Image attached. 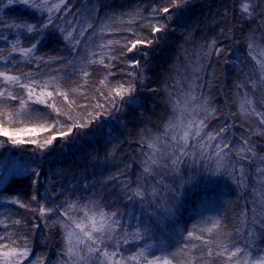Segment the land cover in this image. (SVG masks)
I'll list each match as a JSON object with an SVG mask.
<instances>
[{"label": "trees", "instance_id": "1", "mask_svg": "<svg viewBox=\"0 0 264 264\" xmlns=\"http://www.w3.org/2000/svg\"><path fill=\"white\" fill-rule=\"evenodd\" d=\"M59 2L50 0V3ZM179 3V7H173V0H67L61 13L54 17V23L67 30L76 27L79 31L86 19L93 28L85 32L75 49L60 33L49 29L40 37L34 55L29 57L11 52V47L18 40L21 47H29L36 37L12 25L40 22L44 17L23 5H11L0 11V72L19 77L16 83L0 77V92L4 93L0 96V122L12 129L46 123L47 131L20 133L25 139L43 143L52 134L65 131L62 125L81 123L101 113L89 128L75 129L63 139L58 136L44 149L33 144L12 145L7 137L0 136L3 143L0 147V237L3 238L0 244L22 250L26 243L30 251L22 264L29 261L62 264L66 259V233L60 221L67 217L56 212L41 215V206H59L63 211L70 202L84 204L89 199L99 200L106 211L118 212L127 233L139 230L144 235L143 239L129 235L128 243H121L119 250L125 257L145 249L150 258L167 256L174 264H232L227 253L224 256L216 253L222 250L221 245L234 250L230 241L241 215L250 217L253 201L264 194L261 179L264 172L259 171L264 168L261 160L264 135L258 134L264 132V124L259 116L242 115L239 107L242 97L248 93L257 111L264 112V105L260 103L264 99V84L259 82L256 62L247 47L250 37L264 47V0L251 3V17L241 11L242 0H179ZM165 7L170 9L169 13L160 11ZM109 18L113 31L101 37L98 26ZM132 18L136 20L134 24L126 23ZM151 25L166 27L162 32H153ZM128 27L132 31H126ZM108 39L121 43L125 39L145 41L136 49L140 70L130 64L136 60L135 50L128 53L120 45H113V54L125 52L112 61L114 67L85 63L83 66L89 73L86 81L79 73L73 74L68 62L75 60L80 66L91 53H95L92 59H100L99 45ZM213 41L215 46L205 55ZM104 59L107 64V56ZM109 72L112 74L108 75ZM132 72H136L135 77L128 75ZM133 79L136 90L123 101L117 98L119 111L112 109L109 115L104 108L96 107L97 102L110 107L105 99L109 89ZM252 80L257 81L255 88ZM193 83L199 87H192ZM23 84L34 89L31 99L21 87ZM45 84L47 87L42 88ZM57 85L60 92L68 94V100L56 92ZM41 91L53 93L52 97L45 95L46 104L36 100ZM188 92L200 97V101H191L189 109L205 97L216 109L215 118L209 116L204 131L215 134L224 127L226 131L211 141L206 135L202 140L190 138L185 149L189 155L180 152L173 155L174 149L168 147L173 142L170 136H164L165 143L158 147H167V154L160 159L159 167L153 166L151 175L144 173L145 160L153 151L147 147L148 142L163 134L167 122L176 114L174 100L186 99ZM10 96L17 99L12 100ZM21 100L27 101L24 113L30 116L17 115ZM52 104L59 112L49 107ZM9 112L13 114L10 125L7 124ZM64 112L73 121H68ZM245 140L249 141L248 145L244 144ZM217 143L230 146L220 158L215 156ZM204 144L210 146L204 147ZM247 147H253L256 156L247 152ZM242 148L245 151L241 153ZM177 155L181 162L173 164ZM245 155L249 159H243ZM217 159H222L224 165L220 174H215ZM125 184L133 189L142 185L145 198L129 200ZM16 200L20 203L13 202ZM169 205L172 212L165 213L164 208ZM69 215L79 217L82 213L73 210ZM217 218L222 221L221 227L208 233L207 229ZM145 227L150 231L144 233ZM189 232L193 233L192 237L188 236ZM209 249L213 252L211 257L207 255ZM252 254L264 255V239L257 240Z\"/></svg>", "mask_w": 264, "mask_h": 264}, {"label": "snow or ice", "instance_id": "2", "mask_svg": "<svg viewBox=\"0 0 264 264\" xmlns=\"http://www.w3.org/2000/svg\"><path fill=\"white\" fill-rule=\"evenodd\" d=\"M254 0H242L241 3V11L243 13H247L249 17L252 16L253 12L251 9V3ZM67 3V0H60L57 3H50V0H0V11H3L4 8L11 5H23L24 7L36 12L39 16L44 17V19L40 22H17L12 25L17 29L22 30L27 34H31L36 37L35 42L31 44L29 47H21L20 41L18 40L11 47V52H19L24 57H29L34 55L35 50L37 49V45L40 43V37L44 36L47 30L52 29L61 34V38L67 40L72 45L73 49L76 46H79L81 43V38L84 37L85 32L93 28V25L88 22L86 19L83 24H81L79 31H77L76 27H72L71 30H67L61 25L54 23V17H57V14L61 13V8L63 5ZM179 0H173V7H179ZM67 11V9H65ZM163 13H169L170 9L165 7L161 9ZM139 16V13H137ZM170 18V17H169ZM143 20V17H140ZM111 18L106 20L104 23H101L99 28V34L101 37L106 32H111L113 29L110 24ZM136 22L135 18L130 19L126 23L134 24ZM166 27V25H151V29L153 32H162V30ZM126 31H132L131 27L125 29ZM95 31V29H94ZM76 33V35H74ZM153 41H147L148 44H151ZM145 41L136 39V40H127L125 39L123 43L120 40L108 39L105 43L100 44L99 47L102 49V53L100 59H92L91 57L95 56V53H91L90 57L87 61H81V65L77 66L76 61H69L68 63L73 67V74L79 73L85 81L89 75L87 68L83 65L86 63L87 65L92 64H103L105 68L114 67L112 64L113 60L118 59L119 56H123L125 52L123 50L119 51L118 55L113 54V45H120L121 49H126L128 53L133 52L138 48V46L144 44ZM215 46V41H213L208 46V52L205 55H208L211 52V49ZM249 49V55L255 60V73L259 76V82L264 84V47L259 46L255 43V41L250 37L249 43L247 45ZM107 49V51H103ZM219 49H217V55L219 54ZM105 56L108 58V63L105 64ZM43 59V58H41ZM131 67L134 69L140 70V61L132 60L130 61ZM198 70V69H197ZM112 73L109 72L108 75ZM128 75L135 77L136 72L129 73ZM141 77L143 76V72L140 71ZM247 77V74H244ZM0 77H4L5 80L9 82L16 83L19 81V77L7 75L4 72H0ZM247 82V80L245 81ZM32 83H35L33 81ZM104 84V81L100 82ZM135 79L126 84H120L118 87L110 88L105 99L109 102L110 107L105 108L104 105H101L97 102V108H104V112L111 115L112 109L119 111L117 108L116 100L123 101L126 96L131 97L132 93L135 92ZM253 88L256 87L257 81H251ZM244 86V83L240 85ZM27 91V95L29 99L33 95H35L34 89L30 87L29 84L21 85ZM42 88H46L47 85H42ZM192 87H199L193 83ZM75 91V90H73ZM56 92L63 96L65 100H68V94L64 92H60L59 86H56ZM4 93L0 92V96H3ZM45 95L48 97H52V92H44L41 91L38 96H36V100L41 104H46L47 101L44 99ZM101 95L104 96V93L101 92ZM12 100L17 99L16 96H10ZM191 101H200V97L192 95L191 92L186 94V99L184 100H174L173 107L175 109L176 114L173 119H170L167 122L166 128L162 135H156L151 138L148 142L147 147L152 149V154L147 156L145 160V167L143 168V172L151 175L154 172L153 166L159 167V161L167 154V147L165 149H161L158 145L165 143L163 140L164 136H170L171 141L173 142L168 147L174 149L173 155L175 152H180L182 155H189L190 153L186 152L185 149L188 147V143L190 138H195L198 140H202L203 136L206 135L208 140H216L221 133L226 131V127L221 128L220 132L215 134L210 132H205L204 130L207 128L206 121L209 116L215 118L216 109L212 107L209 103L207 97L203 99L195 108L189 109L188 105ZM71 103H75V101H71ZM261 105H264V99L260 101ZM27 106L26 100H21V108L18 110L17 115L24 113V109ZM55 109V105H49ZM240 112L245 117L259 116L261 124H264V112H258L256 107L253 104V100L249 98L248 93H245L240 102ZM59 112V109H55ZM201 113L203 115L201 116ZM25 115H31L30 113H24ZM64 116H66L68 121H73V117L68 113L64 112ZM91 115V114H89ZM101 115L100 112H97L95 117L92 119H88L81 123L72 122L70 124L62 125V128H66L65 131H58L52 134L49 138L45 139L43 143H39L36 139H25L20 135L21 132L26 133H36L39 131H47L49 125L46 123H40L37 127H21L17 129H12L9 126H5L4 122H0V136L7 137L12 145L20 146L26 144L37 145L38 148L44 149L50 145L57 139L59 136L61 139L67 137L73 133L75 129H87L89 128L94 120H97ZM13 114L11 112L8 113L9 120L7 124L10 125L12 123ZM22 123V121H21ZM55 125L53 124L52 127ZM203 134V135H202ZM260 135H264V132L258 133ZM179 137V139H178ZM245 145L249 144V141H244ZM3 146V143L0 142V147ZM210 145L204 144V147H209ZM230 146L227 143L221 145L220 143L216 144L215 156L217 158L221 157V154L224 153L225 149H228ZM245 149H240V152H244ZM247 152L251 153L252 156H256V152L253 147H247ZM159 153V156H157ZM243 159H249L248 156H243ZM261 160L264 161V157H261ZM181 162L180 156H175V160L172 161L173 164H179ZM217 170L215 174H220L224 168L222 159H217ZM177 171L179 169L177 168ZM260 172H264V168L259 169ZM36 174V173H34ZM241 175L243 173L241 172ZM264 180V177H261ZM237 183H240L239 181ZM125 188L130 193L128 195V199H136L139 198L143 200L146 196V190L142 185H138L135 189L131 188L129 184H125ZM255 191V189H253ZM152 195L155 196V190H153ZM178 195V193H177ZM32 199H36L35 196ZM14 203H20L18 200L13 201ZM22 207H27V205L21 204ZM78 210L82 213V216L69 215L70 211ZM165 213H171V206H167L164 208ZM39 212L41 215L45 213L56 212L58 215H62L67 217V220H61L60 223L62 227L65 229V249L64 256L66 259L62 262V264H129L130 261H135L136 264H172V261L167 256H151L146 253L145 249H141L138 253L125 257L123 253L120 252L121 243L127 244L129 235L132 236L133 239H143L144 235L137 230L134 233H127L124 226L121 224V220L118 218V212H109L106 211L104 206L100 203L99 200L89 199L87 203L79 204L76 201L70 202L67 204V207L61 211L59 206H54L53 208H44L40 207ZM252 215L246 216L241 215L240 224L235 228V235L232 237L230 243L231 247L234 250H229L228 245H221V251L217 252V256H224L227 253L228 260L232 261V264H264V256H260L257 259H252V249L256 247V242L259 239H264V194H260V198L258 201H253V207L251 209ZM15 223H20V221H15ZM222 221L217 218L212 227L207 229L208 233H212L214 229H219L221 227ZM226 227V225H225ZM245 230H247V234L245 235ZM150 229L145 227L144 233L149 232ZM232 236V234H229ZM189 237L193 236V233H188ZM0 239H3L0 237ZM25 241L27 238H24ZM197 239L202 240L203 237H197ZM13 243H15L13 241ZM206 244L210 243L209 241H205ZM109 247L113 250L109 251ZM151 247V246H149ZM187 248V245L184 246ZM8 249V250H4ZM29 248L25 243V246L22 250L17 248H10L7 244H0V264H22L23 260L26 259L29 255ZM243 253V256L239 254ZM207 255L211 257L213 252L211 249L208 250ZM233 258H236L233 261ZM29 264H32L29 261Z\"/></svg>", "mask_w": 264, "mask_h": 264}, {"label": "rangeland", "instance_id": "3", "mask_svg": "<svg viewBox=\"0 0 264 264\" xmlns=\"http://www.w3.org/2000/svg\"><path fill=\"white\" fill-rule=\"evenodd\" d=\"M134 54H133V57L136 59V60H140L138 57H139V52H138V50H135L134 52H133ZM12 167V166H11ZM12 170V169H11ZM10 172V171H9ZM9 172H7V173H9ZM7 176H8V174H6L5 175V178H7ZM3 184V181H1V185ZM158 256H160V255H158ZM260 256H264V255H259V254H256V255H253L252 254V259H257L258 257H260ZM132 262H134V263H136L135 261H132ZM172 264H174L173 262H172Z\"/></svg>", "mask_w": 264, "mask_h": 264}]
</instances>
